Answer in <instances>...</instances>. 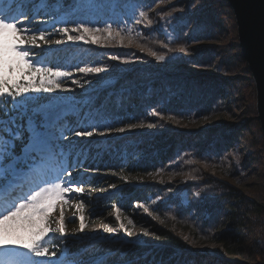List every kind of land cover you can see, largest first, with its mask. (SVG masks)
<instances>
[{
	"label": "rangeland",
	"instance_id": "obj_1",
	"mask_svg": "<svg viewBox=\"0 0 264 264\" xmlns=\"http://www.w3.org/2000/svg\"><path fill=\"white\" fill-rule=\"evenodd\" d=\"M124 1L125 0H96L98 4L97 7L83 9L69 18L68 27H73L76 22L82 20L90 21V27H99L102 29L107 24H111L114 32L116 30H121V34L124 38L123 43L121 44L119 39L107 40L104 38L105 34L97 33L96 38H99V43H91L92 37L89 38L88 43L83 41L67 42L64 44L66 46L65 50H71V48L74 50L71 55H67L63 50L58 59H53L48 55L45 58L43 57V59L48 62V66L63 65L68 70H72V79L81 80L83 87L73 85L70 79L65 80L64 86L74 89V91L51 95L32 94L26 109L46 104L49 106L53 115L60 114L64 117L61 121L62 124L67 123L68 125V117L80 113V117L76 119V123L71 125V127H76L77 124L87 126L88 124L99 121L94 117V114L89 115L87 112L91 103V98L100 90L103 91L113 85L117 78L121 76V70H129L138 66L148 70H159V72L171 75L180 73L198 75L205 73L211 76H226L223 70L220 68L216 70L210 67L211 65L208 67L195 68L186 63H176L178 60L173 61L176 58L175 56L181 54L188 58L195 57L196 55L192 49L201 44L195 41L192 44L188 43L185 48L184 46L179 47L178 50L169 47V45L175 43L177 40V33L174 29L175 24L171 22V19H174L175 15L173 13H168L169 16L163 15L159 9L172 4H178L179 2L181 3L182 1L157 0L154 4H148L145 0H140L138 3L140 6H138L139 8L135 7L133 3H124ZM217 1L227 5L230 18H232L233 27H231V21L228 19L229 15H226L221 9L223 14L220 17L217 16L220 24V33H218L217 41L209 44L220 48L225 47V51L229 53V48H232L233 44L236 43L238 52L240 53L233 13L226 0H214L213 2ZM31 6L33 8L35 5H24V8L29 14H31ZM141 11L147 13L148 19L152 21L151 24L140 16ZM39 18H43L47 21L46 24L40 26L51 32L53 25L51 16L45 15L42 17H35L34 19ZM137 21H139V23H137ZM62 26H64L62 23L55 24L57 28ZM128 29L132 30L130 35L127 32ZM156 33L159 35V41H152L151 46L146 45V40H151L153 35H157ZM74 35L76 34L74 33ZM50 39L52 41L57 39L66 40V37L56 33L53 34ZM55 46L59 45H52V47ZM46 49H48V46L42 45L41 50ZM181 49H184V51H181ZM35 51L37 52V49ZM150 51H154L158 55H163L165 59L157 60L156 57L150 55ZM230 53L234 54L235 52L231 50ZM114 56L119 57V59H112ZM213 64L217 65L216 62ZM244 65L251 78L245 62ZM76 66L102 67L106 69V72L100 74L98 77L93 74L84 77V74L75 71ZM240 75L239 72H235L231 77H239ZM85 79L91 80V84L84 83ZM240 87L241 88L238 87V96L236 97L235 95L234 98L239 99L242 103L235 102L232 108L227 107L226 109L228 112H220L218 110L205 118L199 116L193 122L186 121L183 124L174 125V130L167 125L159 127L160 123L158 122L140 123L133 121L132 118L126 121L119 119L108 120V118H105V120L100 121H102L103 124L112 126L111 134L79 138L69 136V139L72 141L71 143H69L68 140L61 141L60 143L64 146L63 151L65 153L72 150L71 156L73 159H67L65 167H67L69 171H72L73 179L78 182L77 186H83L84 193L76 195L70 193V203L68 205H59L57 210L50 214L58 219L59 208L63 207L65 210V231L67 235L64 238H60L59 234H56L55 238L64 239L63 242L74 246L73 250H77V252H85V256L82 259L86 262L85 264H95L99 257L106 254L98 251V245L102 242L111 244L118 242L147 247L146 252H152L151 250L154 248L169 247V244H171L156 232L158 229H170L171 232H175L177 239L181 238V236L182 238L189 237L186 232L183 233L180 228H173L171 219L157 218L154 209L155 205L160 200L159 197L148 196L147 199H145L141 196L128 201L124 200L128 196L127 194L136 187H138L137 193L142 190H149L144 186H154V191H158L159 193L166 192L167 194L170 192L174 193L177 188L181 190V187H179L181 184L180 182L186 178H190L192 174L191 170L194 171L193 168H185L175 173L170 171L169 173L165 168H157L155 170H128V164L123 163L116 169L105 170L98 167L99 162L96 161L97 159L95 158L98 151L106 147L111 148V154L114 158L128 159L130 156L133 158L132 145L138 142V137H147L149 134L159 131H181L180 128H182L187 130L185 133H190L200 132L220 125L236 126L240 124L241 128H244L240 131L244 138L241 144L238 145L236 158L229 155L223 163H218L216 166L201 167V177L202 179L212 180L215 183L219 182L231 187L243 196L254 200L261 197L264 201V143L259 123L256 119L255 88L252 78L250 82H242ZM20 116L24 118L25 113L21 112ZM90 117H94V119L88 122ZM24 119L26 124V118ZM121 128L124 129V131H118ZM18 147L19 146L16 147L17 153L20 151ZM82 152H85V154ZM246 156L247 158H245ZM133 160H135V158ZM233 162L236 163L235 166L232 165ZM112 194L115 196L110 199V195ZM192 196L195 199L198 197L195 193H193ZM81 199L85 204L83 212L86 224L82 232L79 231L80 220L78 210V204ZM180 200L182 204L188 202L186 191L181 190ZM117 209L120 210L121 222L125 224L128 232L119 229V222L115 219ZM145 209H147V211H145ZM73 213H77V215L74 218V222H71ZM129 219L133 221V224L128 223ZM104 225L115 228L117 231L115 233H107L103 230ZM225 228L226 227L222 230ZM129 232L131 233L130 235L128 234ZM260 244L262 248H264V241L260 242ZM53 245L55 246L58 256V259L52 258L55 260V264H63L66 259L68 260V264H75L74 261L71 260V253H68L69 251L66 247L58 245L54 239L49 240L50 250ZM221 248L222 246L217 242L206 241L195 245L193 250L204 252L210 256H216L218 259H221L222 257L219 255ZM20 252L24 255L26 250L21 249ZM118 252L119 248H116L115 253ZM250 253L252 252H244L242 254L236 253L232 255L226 254L223 258L227 262L242 264H259V262H262L260 258ZM36 259H41L42 264H48V258ZM142 260L144 263V259ZM77 262L81 263L82 261L78 259ZM121 263L116 261L112 264Z\"/></svg>",
	"mask_w": 264,
	"mask_h": 264
},
{
	"label": "trees",
	"instance_id": "obj_2",
	"mask_svg": "<svg viewBox=\"0 0 264 264\" xmlns=\"http://www.w3.org/2000/svg\"><path fill=\"white\" fill-rule=\"evenodd\" d=\"M156 1L145 0L148 4H154ZM180 1L182 2L159 9L163 15L169 16L168 13L175 15L171 22L175 24L177 40L169 47L178 50L179 47L185 48L188 43L192 44L195 41L201 44L192 49L195 57L188 58L181 54L175 56L173 61L178 60L176 63H186L195 68L211 65L210 67L216 70L219 68L223 70L226 76H211L205 73L171 75L138 66L121 70V76L113 85L103 91L100 90L91 98L87 109L89 115L94 114L99 121L105 118L123 121L132 118L133 121L140 123L158 122L159 127L167 125L173 129L174 125L186 121L193 122L199 116L205 118L218 110L228 112L227 107L232 108L235 102H240L234 97L238 96L241 83L250 82L251 78L236 43L232 48L228 47L229 53L225 51V47L210 45L217 41L220 33L217 16L223 14L221 9L229 15L228 19L233 27L227 5L219 1L213 2L214 0ZM69 2L70 0H65L66 4ZM139 2L140 0L124 1L133 3L135 7L139 6ZM156 34L151 40H146V45L151 46L152 41H159V35ZM65 47L63 44L52 47L51 50L37 49V52L43 51L44 58L48 55L58 59L63 50L67 55L74 52L73 48L65 50ZM231 50L235 53H230ZM214 62L217 65H214ZM235 72L241 75L231 77ZM153 109L159 115H153ZM4 111L10 113L16 125L23 124V121H18L17 116L10 112L8 104L0 108V117L8 121L9 117L3 116ZM94 117H90L88 122ZM180 129L181 131H159L147 137L139 136L138 142L132 145L133 158L131 156L128 159L114 158L111 148L108 147L98 151L95 158L99 162L98 167L105 170L116 169L123 163L128 164V170L165 168L169 173L193 168L190 178L180 182L179 186L187 193L186 204H182L180 200L179 188L175 189L174 193L167 194L154 191V186H144L149 190L138 193V187L130 189L124 200L141 196L145 199L148 196L159 197L160 200L154 209L157 218L171 219L172 227L180 228L189 237L185 239L181 236L177 239L175 232H171L170 229H158L156 232L171 244L169 247L154 248L152 252H146L147 247L102 242L98 245V251L106 254L99 257L95 264H112L116 261L122 262L121 264H242L227 262L223 257L226 254L244 252H252L251 255L261 259L262 262L259 264H264V248L260 244L264 241V201L261 197L254 200L243 196L231 187L201 177V167L216 166L226 161L229 155L236 158L238 145L244 138L240 131L244 128H241L240 124L220 125L190 133ZM15 143L18 144L17 141ZM18 149L20 150V145ZM232 165L235 166L236 163L233 162ZM193 193H199L196 199L193 198ZM114 196L110 195V199ZM224 227L226 228L222 230ZM54 240L58 245L67 248L75 264H81L77 262L78 259L86 263L82 260L85 252L73 250L74 246L65 244L64 239ZM206 241H214L222 246L219 255L223 259L193 250L195 245ZM116 248H119L118 253H115Z\"/></svg>",
	"mask_w": 264,
	"mask_h": 264
},
{
	"label": "snow or ice",
	"instance_id": "obj_3",
	"mask_svg": "<svg viewBox=\"0 0 264 264\" xmlns=\"http://www.w3.org/2000/svg\"><path fill=\"white\" fill-rule=\"evenodd\" d=\"M25 4L35 5L31 17L24 8ZM97 6L96 0H70L67 4L65 0H0V108L10 103L11 111L18 116L24 112L26 118L25 126L16 125L8 111L3 112V116L9 117L8 121L0 117V264H42V260L36 258H48V264H55L52 258L58 259L57 251L54 245L50 250L49 240L54 239L56 234L60 238L67 235L66 217L63 207L59 208L58 219L50 214L59 205L70 203V193H84L83 186H77L72 171L65 167L67 154L60 142L68 140L71 143L69 136H105L112 132V126L102 121L87 126L77 124L76 127L62 124L64 117L53 115L46 104L26 109L32 94L74 91L64 86L65 80L70 79L73 85L83 87L81 80L72 79V70L63 65L48 66V62L42 58L43 51L36 52V49H42L43 45L51 50L53 44L67 42L88 43L90 37V42L96 44L100 42L96 38L97 33L105 34L107 40L119 39L123 43L121 30L114 32L111 24L102 29L90 27V21L82 20L73 27L67 26L72 15ZM45 15L53 20L51 32L40 26L47 23L45 19H34ZM140 16L152 23L146 12L141 11ZM56 23L64 26L57 28ZM131 31L127 30L129 35ZM56 33L62 34L66 40L52 41L50 37ZM150 55L157 60L165 59L154 51H150ZM75 71L84 74V77L89 74L98 77L106 69L76 66ZM91 82L84 80L87 84ZM152 114L159 115L155 109ZM16 141L20 142L19 153L16 151ZM84 206L81 199L78 204L81 232L86 227ZM76 215L73 213L71 222H74ZM115 219L119 222V229L128 232L121 222L119 209L116 210ZM128 223L133 224V221L129 219ZM103 230L107 233L117 231L108 225H104ZM21 249L26 250L27 258L20 252ZM63 264H68V260Z\"/></svg>",
	"mask_w": 264,
	"mask_h": 264
},
{
	"label": "water",
	"instance_id": "obj_4",
	"mask_svg": "<svg viewBox=\"0 0 264 264\" xmlns=\"http://www.w3.org/2000/svg\"><path fill=\"white\" fill-rule=\"evenodd\" d=\"M226 1L234 16L241 58L254 84L256 119L264 143V0Z\"/></svg>",
	"mask_w": 264,
	"mask_h": 264
}]
</instances>
